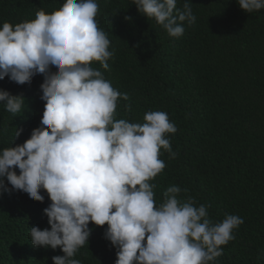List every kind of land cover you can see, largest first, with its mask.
<instances>
[{"label": "clouds", "instance_id": "9594fccd", "mask_svg": "<svg viewBox=\"0 0 264 264\" xmlns=\"http://www.w3.org/2000/svg\"><path fill=\"white\" fill-rule=\"evenodd\" d=\"M178 2L133 0L140 15L175 39L196 22L190 0L182 8ZM237 3L246 13L264 9V0ZM98 11L97 0H64L51 14L41 9L33 20L0 26V80L25 85L44 77L41 126L23 144L0 149V192L21 191L40 203L47 194L50 228L32 227L29 234L34 247L63 253L52 264H82L74 257L88 244L90 223L107 225L115 264H218L244 220L233 214L214 222L207 205L182 199L188 190L176 185L157 205L152 181L166 167L161 150L176 157L169 136L177 128L163 111L145 113L143 123L116 118L118 100L129 96L93 67L108 70L114 56ZM0 106L17 116L25 98L0 91Z\"/></svg>", "mask_w": 264, "mask_h": 264}, {"label": "trees", "instance_id": "16d2710c", "mask_svg": "<svg viewBox=\"0 0 264 264\" xmlns=\"http://www.w3.org/2000/svg\"><path fill=\"white\" fill-rule=\"evenodd\" d=\"M97 2L98 26L114 56L108 70L98 63L93 67L129 96L118 100L116 118L143 123L145 113L163 111L177 128L169 136L176 157L161 150L166 167L152 181L157 205L176 185L188 190L182 199L207 205L214 222L226 215L242 217L217 262L264 264V9L246 13L237 0H190L196 22L185 24L183 36L175 39L140 15L133 0ZM63 3L0 0V26L33 20L41 9L51 14ZM43 79L38 74L25 85L0 80V91L25 98L17 116L0 106V149L23 144L41 126ZM16 129L23 131L15 139ZM41 194L43 203L21 191L0 192V264H52V257L63 255L31 243L29 229L50 228L43 212L50 200ZM89 228L88 244L74 258L82 264H115L117 250L105 238L107 225Z\"/></svg>", "mask_w": 264, "mask_h": 264}]
</instances>
